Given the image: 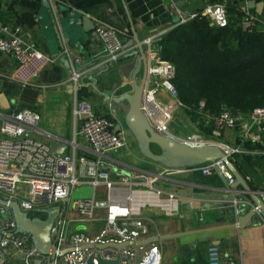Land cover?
Returning <instances> with one entry per match:
<instances>
[{"label":"crops","instance_id":"crops-1","mask_svg":"<svg viewBox=\"0 0 264 264\" xmlns=\"http://www.w3.org/2000/svg\"><path fill=\"white\" fill-rule=\"evenodd\" d=\"M218 1L222 0H0V28L1 25L21 26L25 43L52 60L39 72L34 85L25 87L12 79L17 67L13 55L0 51V96H4L0 101V126L3 117L16 107L34 109L40 114L39 131H32L34 138L49 145L52 140H58L65 146L62 153L97 160L98 155L80 132V120L74 116L75 95L81 100L89 99L98 113L110 112L127 144L106 157L101 168L109 171L114 179L117 173L110 169L118 167L123 174L147 179L154 188L163 191L156 195L151 187L143 186L136 192V196L148 202L141 210V215L148 219L149 236L145 239L183 234L153 241L160 247L162 264H208L211 244L220 247L224 264H229V260L234 264H264V214L255 211V202L244 194L241 184L234 187L236 191L228 192L220 176L203 175L198 170L162 176L161 172L168 166L141 154L138 143L134 145L128 136L131 130L125 116L129 103L116 100L133 91V74L139 56L130 54L139 46L127 48L124 57L113 61L96 35V27L114 29L126 46L133 38L132 21L140 38L139 45L147 54V39L151 38L153 46L156 45L161 36L179 24L181 14L197 13L207 4ZM250 2L262 3L261 13L257 6H250ZM227 6L233 24L242 26L243 17L249 14L256 18L257 29L264 30V0H227ZM83 14L93 19L94 27L89 31L83 26ZM143 67L142 64L137 75L138 83ZM74 68L82 73L77 92L71 81ZM160 98L171 100L165 91L160 93ZM109 103H112L111 108ZM168 128L179 137L200 132L184 110L173 115ZM225 133L223 140L235 145V131ZM260 147H264V143L246 146ZM257 160H264V156L240 153L234 156L233 165L244 178L250 176L251 188L264 189V165L259 161L261 169L252 167V162ZM77 173L82 179L86 178L80 166ZM106 192L105 185L95 189L89 183H82L74 188L71 196L81 199L106 196ZM169 194L175 197L169 200ZM236 199L239 206L245 203L244 214L255 212L245 227L232 225L237 216L229 210L233 209ZM169 212L173 215H168ZM100 226L98 223L96 228Z\"/></svg>","mask_w":264,"mask_h":264},{"label":"built area","instance_id":"built-area-1","mask_svg":"<svg viewBox=\"0 0 264 264\" xmlns=\"http://www.w3.org/2000/svg\"><path fill=\"white\" fill-rule=\"evenodd\" d=\"M217 7L223 9L222 21H218L215 16ZM209 8L211 12L206 11ZM197 16H206L218 27L227 26L230 23L227 0L207 4L197 13L181 14L178 25ZM242 28L248 31L257 28L256 18L245 15ZM21 34V26L9 28L1 25L0 51L13 55L17 67L12 79L26 87L34 85L39 72L52 60L34 46L27 45ZM96 35L111 60L118 61L127 53L125 44L119 40L114 29L98 26ZM146 43L149 48L147 54L145 50L147 74L141 110L151 127L157 133L187 145H214L224 153L223 158L198 166L165 167L161 175L179 174L187 170H198L203 175L217 174L224 180L226 191H236L234 187L237 178L228 167V162L233 163L234 156L240 153L264 156V147L246 148L250 144L264 143V106L244 112L223 105L218 113H213L206 109L204 101L193 106L185 105L180 100L179 91L173 82L175 65L163 59L160 47L153 46L151 38L147 39ZM70 63L74 65L73 60ZM72 73L71 81L77 92L82 73L76 68ZM162 91L169 94L170 101L160 98ZM109 107H112V103H109ZM180 109L186 112L200 132L179 137L170 131L168 124ZM73 113L75 118L80 120L81 134L99 159L91 160L84 155L77 158L70 153H56L49 144L34 138L32 131H39L40 121V114L34 109L16 107L2 119L0 199L5 203H0V264H99L100 258L117 260V264H162V254L157 243H135L149 236L148 219L141 215L142 208L147 206L148 202L142 196H136L138 188L151 187L156 195H161L163 191L154 188L147 179L123 174L118 167L110 169L117 173L114 179L109 171L101 168L106 157L127 144L121 131L115 132L118 122L110 112L98 113L91 102L81 100L75 95ZM228 130L235 131V145L223 140ZM79 166L86 177L84 179L78 176ZM244 180L251 182L250 176H245ZM82 183H89L95 189L105 185L106 196H89L77 200L72 198L74 188ZM243 192L250 196L247 191ZM252 192L261 196L264 202V189L252 188ZM168 197L171 200L175 196L169 194ZM12 202L18 204L20 210L28 217H38L42 220L48 216L46 209L56 206L59 208L51 230L52 244L56 248L54 255L37 249L32 237L27 232L18 230L9 205ZM232 206L237 211L239 201L236 199ZM254 209L262 213L256 206ZM168 215L173 214L169 212ZM80 222L86 224V230L79 229L82 223L77 224ZM98 223L101 224L100 228H96ZM123 243L131 244L117 247ZM207 255L208 264L225 263L218 245L211 244ZM228 263L234 264L232 260Z\"/></svg>","mask_w":264,"mask_h":264},{"label":"trees","instance_id":"trees-1","mask_svg":"<svg viewBox=\"0 0 264 264\" xmlns=\"http://www.w3.org/2000/svg\"><path fill=\"white\" fill-rule=\"evenodd\" d=\"M156 45L175 65L173 82L185 105L204 101L213 113L223 105L244 112L264 106V30L232 22L218 27L197 16L171 28Z\"/></svg>","mask_w":264,"mask_h":264},{"label":"water","instance_id":"water-1","mask_svg":"<svg viewBox=\"0 0 264 264\" xmlns=\"http://www.w3.org/2000/svg\"><path fill=\"white\" fill-rule=\"evenodd\" d=\"M250 6H257L258 11L261 13V9L263 8V4H255L254 2H250ZM83 26L86 31L91 30L94 27L93 19L83 14L81 17ZM130 30L132 31L133 38L126 45V48H133L135 44L139 46L136 50H134L130 56H139L137 61V68L133 74V91L129 94H125L122 97L116 98L117 101L127 100L129 103V110L125 116V123L127 127L131 130L134 136L137 139L138 148L141 154L144 157H147L153 161L160 162L168 167H193L198 166L207 162H214L220 158L224 157L223 151L214 145L209 146H190L185 143H182L176 139L161 135L157 133L149 124L145 115L141 110V100L144 88V81L147 74V60L145 56V50L140 44V38L137 35V32L134 28L133 22H130ZM142 64L143 67V76L140 83L137 82V75L141 71ZM4 98L3 95L0 96V101ZM120 126H116L115 132L120 131ZM50 147L52 151L56 153H62L64 150V145L58 142L57 140H52L50 142ZM153 147H157L159 152H155ZM228 167L234 173L237 178V182L235 186L241 184L245 191H247L250 195L251 200H253L257 206V208L261 209L264 214V202L263 200L256 194L252 192V188L249 184L244 180L243 176L237 171L233 163L228 162ZM0 203H5L0 199ZM12 208L13 217L17 223V228L19 231L27 232L31 237L32 241L37 249L44 252L45 254H55L56 248L52 244V236L51 230L54 224V220L56 219L59 208L51 207L45 210L48 214L45 220L41 218L34 217L30 218L26 213L22 212L18 206V204L12 202L9 204ZM245 203L241 204L238 207V210L230 209L229 213L233 214L236 217L235 222L232 224L237 227H245L251 221L254 211L251 210L248 213L244 214ZM240 215V216H238ZM183 234L181 232L170 234V235H162L155 236L150 239L139 240L135 244H145L150 241H155L158 239H166L171 237H179ZM131 243H123L118 245L117 247H124L126 245H130ZM91 263V259L89 260ZM117 260H105L100 258L99 264H117Z\"/></svg>","mask_w":264,"mask_h":264},{"label":"rangeland","instance_id":"rangeland-1","mask_svg":"<svg viewBox=\"0 0 264 264\" xmlns=\"http://www.w3.org/2000/svg\"><path fill=\"white\" fill-rule=\"evenodd\" d=\"M87 100H89V99H87ZM128 136H129L130 139H132L133 144L137 146L136 139L134 138L133 134L129 130H128ZM153 149H154L155 152H159L158 149H157V147H153ZM259 161L262 162V164L264 165V160H257L255 162H252V167H254V168H257L258 167L259 169H261L260 166H259V164H258ZM81 197H83V196H81ZM74 199H80V197L79 196L78 197H75L74 196ZM82 228L86 230V224L85 223H82L81 226H79V229H82ZM89 231H91V230L89 229Z\"/></svg>","mask_w":264,"mask_h":264},{"label":"clouds","instance_id":"clouds-1","mask_svg":"<svg viewBox=\"0 0 264 264\" xmlns=\"http://www.w3.org/2000/svg\"><path fill=\"white\" fill-rule=\"evenodd\" d=\"M206 11L211 12V8L207 9ZM215 16L217 17L218 21H222L223 20V9L220 7H217Z\"/></svg>","mask_w":264,"mask_h":264}]
</instances>
